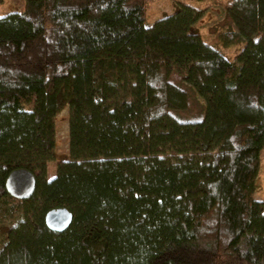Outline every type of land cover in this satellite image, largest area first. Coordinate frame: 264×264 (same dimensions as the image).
Here are the masks:
<instances>
[{
  "label": "trees",
  "instance_id": "trees-1",
  "mask_svg": "<svg viewBox=\"0 0 264 264\" xmlns=\"http://www.w3.org/2000/svg\"><path fill=\"white\" fill-rule=\"evenodd\" d=\"M25 1L0 17V264H264V0L226 7L236 62L190 4L147 27L146 0Z\"/></svg>",
  "mask_w": 264,
  "mask_h": 264
},
{
  "label": "rangeland",
  "instance_id": "rangeland-1",
  "mask_svg": "<svg viewBox=\"0 0 264 264\" xmlns=\"http://www.w3.org/2000/svg\"><path fill=\"white\" fill-rule=\"evenodd\" d=\"M0 5V17L3 15L21 12L25 7V0H2ZM233 0H146L147 14L146 26L152 27L154 24L165 18L167 15L174 14L182 7V4H190L201 10L202 18L196 23L194 28L201 33L206 42L213 44L223 50L226 56L236 62L238 54L242 51L243 45L226 47L221 42L220 36L227 27L226 7ZM194 107V106H193ZM69 110L65 109L56 119L57 126V146L56 158L48 165V179L52 180L57 176V167L60 161H67L70 157V137H69ZM257 181L256 198L264 200V154L262 158V168Z\"/></svg>",
  "mask_w": 264,
  "mask_h": 264
},
{
  "label": "water",
  "instance_id": "water-1",
  "mask_svg": "<svg viewBox=\"0 0 264 264\" xmlns=\"http://www.w3.org/2000/svg\"><path fill=\"white\" fill-rule=\"evenodd\" d=\"M36 179L33 172L25 169L14 170L10 173L6 180V190L20 200L28 199L32 196ZM74 220L73 213L67 208H58L48 212L46 216V224L55 232H65L70 229V225Z\"/></svg>",
  "mask_w": 264,
  "mask_h": 264
},
{
  "label": "crops",
  "instance_id": "crops-1",
  "mask_svg": "<svg viewBox=\"0 0 264 264\" xmlns=\"http://www.w3.org/2000/svg\"><path fill=\"white\" fill-rule=\"evenodd\" d=\"M262 201H264V200H262Z\"/></svg>",
  "mask_w": 264,
  "mask_h": 264
}]
</instances>
